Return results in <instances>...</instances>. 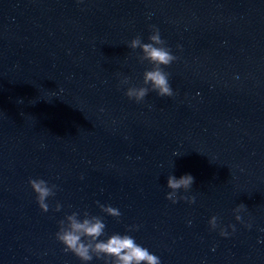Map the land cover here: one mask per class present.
Segmentation results:
<instances>
[{"label": "clouds", "instance_id": "9594fccd", "mask_svg": "<svg viewBox=\"0 0 264 264\" xmlns=\"http://www.w3.org/2000/svg\"><path fill=\"white\" fill-rule=\"evenodd\" d=\"M80 2V0H78ZM151 34L148 37L149 42L145 43L138 35L128 42L127 47L135 52L137 49L140 53L137 55V61L141 64L147 62L151 65L150 69H146L143 73L142 83L136 85L131 83V77L122 76L119 87H126L125 96L129 100L136 103L144 101L148 93L155 92L159 97H172L175 92L169 82V73L165 68L175 62L178 57L174 55L167 46L166 41L162 39L160 30L155 25H150ZM179 47V45L177 46ZM174 156L181 155L174 152ZM29 186L36 195V202L43 213L50 210L47 200L49 197L56 195L57 185L49 184L42 178H30ZM194 183V177L185 174L180 178L175 175H168L167 188L171 191L167 192L166 199L173 204L179 200H185L189 204L195 203V196L179 195V191L188 192ZM99 208L108 216L119 218L122 214L119 209L110 205L99 204ZM63 205L56 203L54 211L60 212ZM247 211V206L243 203L238 204L233 212L235 220L243 223L241 213ZM218 216L213 215L209 221L210 230L219 228V234L222 237L230 235L227 228H231L235 232V225H228L227 228L222 227L218 223ZM191 224V221H189ZM251 228V224L245 225ZM106 224L103 217L91 215L89 212L83 213L73 211L66 214L63 219L58 221V231L55 233V239L62 244L66 253L76 256L81 264H89L94 258L101 259L104 264H161L160 258L152 254L148 248L141 246L132 235L127 234L138 230V226H130L125 234L113 233L107 235L105 232ZM107 237L101 239V237Z\"/></svg>", "mask_w": 264, "mask_h": 264}]
</instances>
